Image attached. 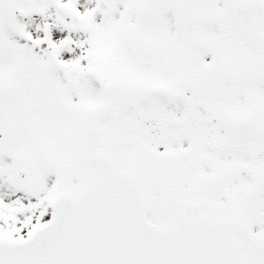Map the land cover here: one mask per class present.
I'll list each match as a JSON object with an SVG mask.
<instances>
[{"label":"snow or ice","instance_id":"snow-or-ice-1","mask_svg":"<svg viewBox=\"0 0 264 264\" xmlns=\"http://www.w3.org/2000/svg\"><path fill=\"white\" fill-rule=\"evenodd\" d=\"M0 264H264V0H0Z\"/></svg>","mask_w":264,"mask_h":264}]
</instances>
